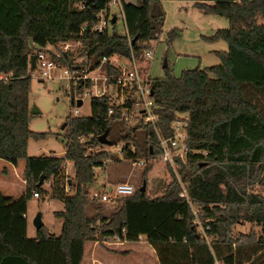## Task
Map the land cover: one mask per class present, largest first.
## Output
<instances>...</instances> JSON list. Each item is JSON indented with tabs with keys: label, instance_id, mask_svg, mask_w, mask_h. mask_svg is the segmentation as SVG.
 <instances>
[{
	"label": "trees",
	"instance_id": "obj_1",
	"mask_svg": "<svg viewBox=\"0 0 264 264\" xmlns=\"http://www.w3.org/2000/svg\"><path fill=\"white\" fill-rule=\"evenodd\" d=\"M108 1L0 0V158L24 160L27 195L44 191L36 185L42 175V181L50 178L48 197L62 201V208L52 211L61 219L57 235L43 223L34 236L14 234L8 231L22 229L21 217L16 225L3 226L0 216V264H80L86 241L103 244L109 236L144 241L158 264H211L213 258L264 264V0H190L203 12L226 18L227 25L209 36L223 39L226 48L214 50L218 63L181 69L177 75L165 68L163 75L146 78L157 116L153 122L137 118L130 124L122 117L133 88L121 103L111 93L90 95L89 114L64 118L61 155H27V139L46 134L28 127L35 67H29L30 54L42 50L68 68L101 66L106 82L113 83L110 76L119 68L109 58L137 56L156 39L164 18L159 0H118L125 33L115 30ZM101 12L105 23L93 29ZM70 39L79 43L76 55L84 56L78 63L72 50L60 46ZM83 85L76 84L79 95ZM178 113L187 115V150L183 159L174 158L178 177L165 163V187L147 194L146 174L161 149L156 132L169 136V123ZM103 132L106 143L100 142ZM116 141L124 158H145L138 164L144 188L108 197L114 205L106 209L107 200L89 196L87 188L95 183V168L108 159L120 161L117 153L102 148ZM64 161L69 175L63 173ZM4 201L0 196L3 214L10 205ZM195 217L208 240L197 230ZM242 222L250 223L247 232L232 231Z\"/></svg>",
	"mask_w": 264,
	"mask_h": 264
},
{
	"label": "rangeland",
	"instance_id": "obj_2",
	"mask_svg": "<svg viewBox=\"0 0 264 264\" xmlns=\"http://www.w3.org/2000/svg\"><path fill=\"white\" fill-rule=\"evenodd\" d=\"M129 1L137 2L138 0ZM159 4L164 12V18L157 32L156 39L149 40V46L142 49L137 56H134V66L139 77L142 80H146L148 76H161L165 68L172 74L177 75L181 69L202 68L218 63V57L215 55L214 50L225 49L226 42L219 37L209 39V36L213 34L216 28L227 25L226 18L216 13L203 12L201 9L192 6L190 0H159ZM117 5L115 3L109 6L108 16L111 18L115 16V30L119 33H125L119 6ZM106 26L109 28V24ZM78 46L74 45L70 49L74 54L73 63H78L81 59V55H76ZM46 47L54 50L52 45L47 44ZM146 50L149 51V55L145 54ZM109 59L114 64H117L118 67L120 66V68L124 67L127 69L130 67V62L120 56L113 55ZM57 62L61 64L59 61ZM88 71L91 76H98L94 83L97 82V85L101 86L102 83L99 80L100 74L103 73L102 67L92 68ZM38 72L37 67H33L30 72L29 110L34 106L37 111L30 116L28 127L34 131H46V134L36 139L29 137L27 139L26 153L27 155H47L51 152L59 156L64 151V134L67 132L65 123L63 125V122H65L64 118L67 114H89V94L83 95L80 99V104H76V106L75 102H72L73 95L77 96L78 93L76 84L73 81L68 84L65 77L58 75L61 70L54 69L51 78L40 77ZM106 91L107 93L111 91L113 99L117 100L119 92L113 86L107 85ZM75 106L78 112H74ZM116 143L119 146L121 145L120 141H116L110 145H103L102 148L116 154L117 152L113 148ZM116 155L120 158L119 162L108 159L102 168H95V183L88 186V193L91 192V186L99 182H101V186L98 187V191H101L104 180L109 181L111 184L117 181H127L133 187L142 184L140 165L134 163L132 159L124 158L121 154L117 153ZM12 163L15 166V170L10 169V173H12L9 177L7 176L9 171L8 174L7 172L5 174L2 172L3 177L6 176L5 178L12 180L8 186L11 189L9 190L10 193H6H9V198H13V204L10 203L4 214L0 213L2 220H4L2 225L13 223L16 225L20 216L21 220L18 227H22V229L12 230L15 228L12 226L7 231L14 234L32 236L35 231L32 218L35 214H39L42 223L47 227L48 231L57 235L60 230L61 219L55 216L52 211L61 209L62 201L48 197L47 193L51 185L50 178L43 180L40 184V188L44 190L40 195L32 196L31 193L27 195L21 175V166H23L24 160L19 158L18 161H12ZM8 167L11 168L9 165ZM176 168L177 164L175 163L174 170L171 169L177 178ZM62 170L65 175L71 174L68 162H63ZM168 180L169 175L165 163L156 158L152 161V166L146 174V193L159 194ZM253 186L254 189L258 188L255 184ZM106 200L105 207L109 209L114 205V202ZM193 212H195V208H193ZM194 221L197 224V230L201 233L204 229L203 225H201L197 217L194 218ZM249 227L250 223L248 222L236 223L233 225L232 231L236 233L247 232ZM254 228L258 229L257 226ZM112 238L114 239L111 236L106 237L103 244L93 241L86 242L83 248L81 264H158L154 249L142 240L134 242L132 245L125 244V242L113 245V243L108 242ZM204 238L208 240L206 237Z\"/></svg>",
	"mask_w": 264,
	"mask_h": 264
},
{
	"label": "built area",
	"instance_id": "obj_3",
	"mask_svg": "<svg viewBox=\"0 0 264 264\" xmlns=\"http://www.w3.org/2000/svg\"><path fill=\"white\" fill-rule=\"evenodd\" d=\"M117 3L119 6L118 0H109L108 5ZM107 5V6H108ZM108 6V7H109ZM106 12V11H105ZM100 19L98 20L97 24H95L92 28L93 29H101V27L104 25L105 18L102 17V12L100 13ZM75 46H78L79 43L75 40H66L63 42H60V46L62 49H71ZM146 55H149V51H145ZM83 58L84 56H80ZM127 62H130V67L125 69L124 67L119 68V73L114 76H110L113 78V83H107L106 80L109 78L106 74L102 73L100 74V80L102 85H97V82L94 83V80L96 81L98 76H91L89 74L90 69L87 68L86 63L78 64L75 67H65L62 64H59L56 60L52 59L46 52L39 50L36 51L34 54V66L38 69V75L40 77L45 78H51L52 77V71L54 69L61 70L60 74L63 77L67 79V82L69 84L70 81H73L75 84L78 82L83 83V87L81 89L80 95L77 93L76 95H73L72 102H75L78 98L81 99V97L85 94L90 95H100L103 93H107L106 86L111 85L115 88L117 92H119L117 96V103L123 102L126 98H128V94L130 92V89L133 88V92H131L129 95L130 104L129 107L122 106L121 115L127 122H133V119H141L143 122L149 121L153 122L155 118H157L156 114L152 112V99L150 97V89L145 82L146 80H142L139 77V74L137 73L136 67L134 66V56H130L129 58H124ZM101 60H104V57L101 58ZM60 65V66H59ZM62 65V66H61ZM95 77V78H94ZM93 80V81H92ZM85 81H89V86H85ZM93 87V88H91ZM84 88V90H83ZM68 90V89H67ZM68 93V91H67ZM109 94L111 93L108 92ZM77 106V105H76ZM74 107V112H78L77 107ZM111 112V109H108V113ZM186 120L187 115L186 113H178L174 119H172L169 123L171 128V134L167 137H161L157 132L156 136L158 138L159 144H160V152L158 154V159L161 160L164 163L169 164V166L174 170L175 166V157H179L180 159H183L184 154L187 150L185 139H186ZM110 145V144H109ZM114 150L121 154V145L119 146L118 143L116 145H113ZM134 163L136 164H142L145 160L144 157H135L132 159ZM67 162V161H66ZM24 180V179H23ZM103 188L101 191H98V186L94 187L91 186L90 190L91 192L88 193L91 197L99 196L101 199H107L110 196H114L117 194H126L132 191L133 186L128 183L127 181H117L114 182V184L111 183H105L102 185ZM184 192H180V194H183ZM32 196H38L37 192L35 190L31 191ZM202 235L205 237L203 230L201 231ZM118 239L117 237H115ZM211 264H226L224 262H221L220 260L213 258Z\"/></svg>",
	"mask_w": 264,
	"mask_h": 264
},
{
	"label": "crops",
	"instance_id": "obj_4",
	"mask_svg": "<svg viewBox=\"0 0 264 264\" xmlns=\"http://www.w3.org/2000/svg\"><path fill=\"white\" fill-rule=\"evenodd\" d=\"M27 147V146H26ZM14 161H18V159H16V160H14ZM13 161V162H14ZM8 165L9 166H11V168L10 167H8ZM22 165V164H21ZM21 168H22V166H21ZM0 196H1V198L2 199H4L5 198V201H4V205H9L10 203H12L13 202V198H9V190H11L8 186H9V184H11V182H12V180H10V179H8V178H5V177H3V174H5V172H7V174H8V171H9V174L7 175L8 177H9V175L12 173H10V169L11 170H15V166H13V163H12V161H10V160H6V159H3V158H0ZM2 172H3V174H2ZM105 182H103L102 183V185L104 184V183H110L109 181H107V180H104ZM99 187V186H101V182H99V183H96L95 185H94V187ZM6 192H9V193H6ZM6 196H8V198H6ZM34 234H35V231H34ZM34 234L32 235V236H34ZM86 242H88V241H86ZM85 242V243H86ZM93 242H96V241H93ZM109 243H113V245H115V244H121V243H124L125 242V244H128V245H132L134 242H137V241H133V242H131V241H125V240H121V239H116L115 237H114V239L112 238L110 241H108ZM144 242V241H143ZM85 243H84V245H85ZM145 243V242H144ZM146 244V243H145ZM148 245V244H147ZM150 246V245H149ZM84 248V247H83ZM156 256V255H155ZM82 258H83V255H82ZM93 259V258H92ZM157 259V258H156ZM82 263V259H81V261H80V264ZM89 264V263H88Z\"/></svg>",
	"mask_w": 264,
	"mask_h": 264
},
{
	"label": "water",
	"instance_id": "obj_5",
	"mask_svg": "<svg viewBox=\"0 0 264 264\" xmlns=\"http://www.w3.org/2000/svg\"><path fill=\"white\" fill-rule=\"evenodd\" d=\"M114 17L111 18V20H113ZM28 61H29V67H32L34 65V54H30L28 56ZM151 92V91H150ZM80 98H78L76 100V104L79 105L80 104ZM37 109L34 108V106H32L29 110L30 113H33V112H36ZM63 125H64V122H63ZM104 132L100 135V142L101 143H106L107 140L104 138ZM42 182V175H40L38 181L36 182V185L39 186ZM144 188V184L142 183L140 186H139V189L142 190ZM32 223H33V226L34 228H38L40 225H42V221L40 219V216L39 214H35L34 217L32 218Z\"/></svg>",
	"mask_w": 264,
	"mask_h": 264
}]
</instances>
